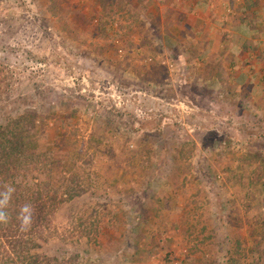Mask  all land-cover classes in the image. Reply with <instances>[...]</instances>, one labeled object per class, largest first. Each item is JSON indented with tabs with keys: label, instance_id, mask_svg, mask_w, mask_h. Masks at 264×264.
I'll list each match as a JSON object with an SVG mask.
<instances>
[{
	"label": "rangeland",
	"instance_id": "obj_1",
	"mask_svg": "<svg viewBox=\"0 0 264 264\" xmlns=\"http://www.w3.org/2000/svg\"><path fill=\"white\" fill-rule=\"evenodd\" d=\"M177 2L0 0V127L51 264H264V114Z\"/></svg>",
	"mask_w": 264,
	"mask_h": 264
},
{
	"label": "crops",
	"instance_id": "obj_2",
	"mask_svg": "<svg viewBox=\"0 0 264 264\" xmlns=\"http://www.w3.org/2000/svg\"><path fill=\"white\" fill-rule=\"evenodd\" d=\"M179 1L174 5L179 12L177 18L184 25L182 31L188 28L195 37L194 56L203 63L227 61L228 66L235 67L236 73L228 75L224 81L238 87L240 103H250L246 107L240 105V113L264 114L262 6H257V0H240L233 7L230 0ZM185 12L187 15H183Z\"/></svg>",
	"mask_w": 264,
	"mask_h": 264
},
{
	"label": "trees",
	"instance_id": "obj_3",
	"mask_svg": "<svg viewBox=\"0 0 264 264\" xmlns=\"http://www.w3.org/2000/svg\"><path fill=\"white\" fill-rule=\"evenodd\" d=\"M8 129L0 127V192L6 185L15 188L9 205L4 211L9 219L0 224V264H51L53 259L41 253L47 242L48 215L54 208L35 207L30 193L18 186L22 163L24 162V130L8 135ZM43 200V197L40 201ZM39 201V202H40ZM54 202V199H52ZM24 204L33 207V221L27 231L20 230L18 216ZM58 261V260H55ZM57 264V262H56Z\"/></svg>",
	"mask_w": 264,
	"mask_h": 264
},
{
	"label": "clouds",
	"instance_id": "obj_4",
	"mask_svg": "<svg viewBox=\"0 0 264 264\" xmlns=\"http://www.w3.org/2000/svg\"><path fill=\"white\" fill-rule=\"evenodd\" d=\"M14 192L15 188L10 185H6L5 190L0 192V224H7L8 222L9 217L4 209L8 207ZM18 220L21 231H27L30 228L33 221V208L30 204H24L21 207Z\"/></svg>",
	"mask_w": 264,
	"mask_h": 264
}]
</instances>
